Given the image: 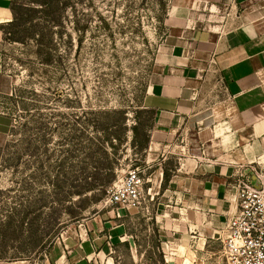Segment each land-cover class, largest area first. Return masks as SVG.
Segmentation results:
<instances>
[{"label": "rangeland", "instance_id": "rangeland-1", "mask_svg": "<svg viewBox=\"0 0 264 264\" xmlns=\"http://www.w3.org/2000/svg\"><path fill=\"white\" fill-rule=\"evenodd\" d=\"M191 1L13 0L0 44V264H54L56 246L93 242L101 220L95 264H182L156 227L163 202L148 179L162 157L147 161L155 116L142 100L172 45L168 12ZM216 74L202 94L219 125L227 115ZM132 171L144 198L129 210L109 190ZM222 251L210 240L185 264H227Z\"/></svg>", "mask_w": 264, "mask_h": 264}, {"label": "crops", "instance_id": "crops-1", "mask_svg": "<svg viewBox=\"0 0 264 264\" xmlns=\"http://www.w3.org/2000/svg\"><path fill=\"white\" fill-rule=\"evenodd\" d=\"M12 4L0 0V44L13 21ZM168 16L172 45L142 103L155 116L147 161L162 157L148 179L163 202L156 227L170 259L185 264L200 260L207 242L219 239L235 209L236 176L250 171L244 165H264V0H192L172 6ZM213 71L225 93L227 116L219 125L202 94ZM172 155L174 170L164 165ZM99 224L93 242L56 246L54 264H95L107 236Z\"/></svg>", "mask_w": 264, "mask_h": 264}, {"label": "built area", "instance_id": "built-area-1", "mask_svg": "<svg viewBox=\"0 0 264 264\" xmlns=\"http://www.w3.org/2000/svg\"><path fill=\"white\" fill-rule=\"evenodd\" d=\"M235 209L221 229L219 239L227 264H264V170L242 171L235 179ZM144 179L132 171L111 189L110 202L137 207L144 198Z\"/></svg>", "mask_w": 264, "mask_h": 264}, {"label": "trees", "instance_id": "trees-1", "mask_svg": "<svg viewBox=\"0 0 264 264\" xmlns=\"http://www.w3.org/2000/svg\"><path fill=\"white\" fill-rule=\"evenodd\" d=\"M167 179H168V176H167V174L165 175V180L167 181Z\"/></svg>", "mask_w": 264, "mask_h": 264}]
</instances>
